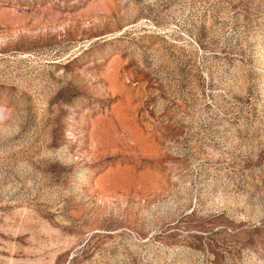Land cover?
<instances>
[{"label":"rangeland","instance_id":"rangeland-1","mask_svg":"<svg viewBox=\"0 0 264 264\" xmlns=\"http://www.w3.org/2000/svg\"><path fill=\"white\" fill-rule=\"evenodd\" d=\"M0 264H264V0H0Z\"/></svg>","mask_w":264,"mask_h":264}]
</instances>
